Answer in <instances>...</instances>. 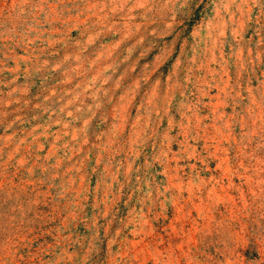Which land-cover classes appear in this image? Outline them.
I'll return each mask as SVG.
<instances>
[{
	"label": "rangeland",
	"instance_id": "1",
	"mask_svg": "<svg viewBox=\"0 0 264 264\" xmlns=\"http://www.w3.org/2000/svg\"><path fill=\"white\" fill-rule=\"evenodd\" d=\"M0 264H264V0H0Z\"/></svg>",
	"mask_w": 264,
	"mask_h": 264
}]
</instances>
